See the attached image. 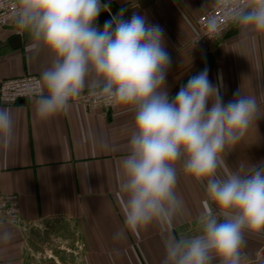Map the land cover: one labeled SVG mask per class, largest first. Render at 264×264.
Segmentation results:
<instances>
[{
	"label": "clouds",
	"instance_id": "obj_1",
	"mask_svg": "<svg viewBox=\"0 0 264 264\" xmlns=\"http://www.w3.org/2000/svg\"><path fill=\"white\" fill-rule=\"evenodd\" d=\"M230 22L249 34H264V0H214ZM17 27L29 33L27 50L47 49L52 60L33 89L38 118L48 120L70 107L85 89L107 104L134 114L128 153L118 172L123 226L114 239L138 234L180 208L176 165L204 186L206 199L190 237L165 242L162 264H241L245 233L264 232V163L229 170L225 153L258 118L255 96L238 90L225 102L220 84L205 68L175 96L167 86L171 57L165 33L146 15L121 9L99 28L102 0H15ZM216 28V18L209 21ZM15 134V118L0 108V148ZM13 239L0 232V243Z\"/></svg>",
	"mask_w": 264,
	"mask_h": 264
},
{
	"label": "crops",
	"instance_id": "obj_2",
	"mask_svg": "<svg viewBox=\"0 0 264 264\" xmlns=\"http://www.w3.org/2000/svg\"><path fill=\"white\" fill-rule=\"evenodd\" d=\"M109 13L126 9L146 15L161 26L171 57L167 86L171 96L190 76L205 68L213 85L220 84L225 102L241 89L255 96L258 118L241 141L225 153L229 170L264 163V34H249L233 24L209 47L192 43L198 17L214 0H102ZM98 26V25H97ZM99 28H103L98 26ZM16 34L22 48L10 45ZM28 32L15 24L0 28V82L26 75L40 77L52 55L44 48L27 50ZM87 89H85L86 91ZM8 108L15 118L9 148H0V194L19 196V208L28 230L0 223L13 239L0 243V264H162L165 242L190 237L199 231V216L206 199L204 186L176 165L175 193L182 201L171 218L153 221L138 234L114 239L123 226L118 172L128 153L134 114L118 105L112 112L70 107L48 120L38 118L35 98ZM241 264L255 262L264 245V232L245 233ZM219 264V261H214Z\"/></svg>",
	"mask_w": 264,
	"mask_h": 264
},
{
	"label": "built area",
	"instance_id": "obj_3",
	"mask_svg": "<svg viewBox=\"0 0 264 264\" xmlns=\"http://www.w3.org/2000/svg\"><path fill=\"white\" fill-rule=\"evenodd\" d=\"M15 0H0V28L15 24L14 8ZM215 16L216 28H209L210 19ZM234 23L223 14L222 9L215 3L207 11L201 14L196 25L197 30L192 43L198 47H209L218 39L228 33ZM36 75H26L18 78H8L0 82V105L11 107L21 102H26L34 97L33 89L39 82ZM82 106L86 110H101L112 112L118 105L105 103L92 95L89 90L84 91L81 96L70 102ZM19 196L16 194H0V223L7 224L13 228L28 230V225L22 219L19 208ZM256 253L255 262H264V245Z\"/></svg>",
	"mask_w": 264,
	"mask_h": 264
},
{
	"label": "water",
	"instance_id": "obj_4",
	"mask_svg": "<svg viewBox=\"0 0 264 264\" xmlns=\"http://www.w3.org/2000/svg\"><path fill=\"white\" fill-rule=\"evenodd\" d=\"M110 15L111 14L109 13V11H102L96 21V24L100 27H103L105 21H108L112 18V16ZM10 45L15 50L22 48V36L20 34H16L12 39Z\"/></svg>",
	"mask_w": 264,
	"mask_h": 264
}]
</instances>
